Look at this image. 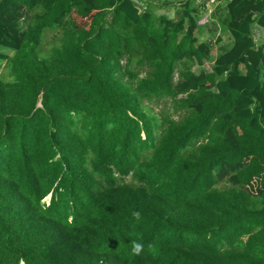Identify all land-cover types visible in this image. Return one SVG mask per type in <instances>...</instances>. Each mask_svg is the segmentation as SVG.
Segmentation results:
<instances>
[{
  "label": "trees",
  "instance_id": "trees-1",
  "mask_svg": "<svg viewBox=\"0 0 264 264\" xmlns=\"http://www.w3.org/2000/svg\"><path fill=\"white\" fill-rule=\"evenodd\" d=\"M195 1L0 0V264H264V0L210 71Z\"/></svg>",
  "mask_w": 264,
  "mask_h": 264
},
{
  "label": "rangeland",
  "instance_id": "rangeland-1",
  "mask_svg": "<svg viewBox=\"0 0 264 264\" xmlns=\"http://www.w3.org/2000/svg\"><path fill=\"white\" fill-rule=\"evenodd\" d=\"M144 1H145V5L149 8V6L152 3V0H144ZM179 1L180 0H177L175 3H178ZM226 1L227 0H222V3L220 2V4H217V6L224 4ZM195 2L197 3V5L203 3L204 8L207 10V12H200V14H199V18H201V20L203 21V24L200 25L199 30L197 31L196 35L199 37L200 40H209L210 39V41L213 44L211 57L209 59H206L203 63V68L207 71H210L214 58L220 52L227 49V47L230 44V39L228 38L227 32L220 29V26L218 23H216L213 20L208 19L211 16L214 18H217L218 15L220 14V11L217 10L218 7L217 6L215 7L217 0H196ZM172 4H173V2H172ZM206 4H208V7L210 9H213L211 12L209 11L208 7L206 8ZM149 9H151V8H149ZM176 9H177L176 6L175 7L172 6L170 12L169 13L166 12V15L173 17ZM140 10L142 11V8H140ZM207 20H209V21L206 22ZM217 38H220V40L217 41ZM0 53L4 54L6 56H9V55H12L13 50L2 47V48H0ZM4 62H5L4 59H0V73L3 70ZM193 69L197 70V66H194ZM48 199H49V196H47L45 198L46 201H48Z\"/></svg>",
  "mask_w": 264,
  "mask_h": 264
},
{
  "label": "clouds",
  "instance_id": "clouds-1",
  "mask_svg": "<svg viewBox=\"0 0 264 264\" xmlns=\"http://www.w3.org/2000/svg\"><path fill=\"white\" fill-rule=\"evenodd\" d=\"M131 216L134 220L139 221L141 219V214L139 211H132ZM144 251V244L138 240L131 241V255L140 256Z\"/></svg>",
  "mask_w": 264,
  "mask_h": 264
},
{
  "label": "crops",
  "instance_id": "crops-1",
  "mask_svg": "<svg viewBox=\"0 0 264 264\" xmlns=\"http://www.w3.org/2000/svg\"><path fill=\"white\" fill-rule=\"evenodd\" d=\"M177 0H174V4H178L180 1H182V0H180L178 3H175ZM220 2L222 3V1H218L217 0V2H216V4H215V7L217 6V4H220ZM172 6H174L175 7V5H173L172 4V2L170 3V4H167V5H160L159 4V1L158 0H152V3H151V5L149 6V8H151V9H149V10H154V11H160V12H164L165 14H166V12L167 13H169L170 12V10H171V7ZM208 7V4H206V8ZM214 7V8H215ZM208 9H209V11L211 12L213 9H210L209 7H208ZM13 54V53H12Z\"/></svg>",
  "mask_w": 264,
  "mask_h": 264
}]
</instances>
